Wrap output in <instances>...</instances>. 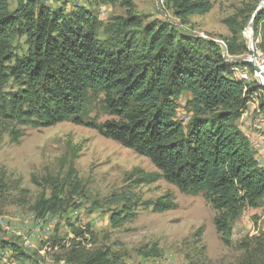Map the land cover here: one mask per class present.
Here are the masks:
<instances>
[{
	"label": "trees",
	"instance_id": "trees-1",
	"mask_svg": "<svg viewBox=\"0 0 264 264\" xmlns=\"http://www.w3.org/2000/svg\"><path fill=\"white\" fill-rule=\"evenodd\" d=\"M94 1H122L130 11L107 26L105 39L99 37L103 23L84 5L67 11L66 3L16 0L12 7V0H0V120L31 128L71 121L149 158L157 171L135 169L134 187L164 179L184 194L202 195L230 245L244 210L264 204V166L239 124L264 87L239 75L248 64L227 59L215 39L179 28L194 15L210 13L216 0H165L179 24L145 22L133 12L134 0ZM257 6L252 26L264 53V5ZM224 22L237 41L235 20ZM21 39L26 47L16 42ZM224 40L228 55L248 51L247 43L238 51ZM185 93L191 95L185 101L187 123L178 118ZM259 107L264 113V97ZM100 115L109 118L101 121ZM259 133L257 138L264 137ZM11 135L19 142L23 132L12 129ZM139 206L165 212L176 202L170 194L145 201L125 196L112 211V225L135 217ZM59 207L58 201L43 200L35 211L42 216ZM89 232L75 229L77 237ZM65 239L52 246L65 247ZM109 255L107 248L88 254L72 247L65 264H115Z\"/></svg>",
	"mask_w": 264,
	"mask_h": 264
},
{
	"label": "rangeland",
	"instance_id": "rangeland-1",
	"mask_svg": "<svg viewBox=\"0 0 264 264\" xmlns=\"http://www.w3.org/2000/svg\"><path fill=\"white\" fill-rule=\"evenodd\" d=\"M45 2L53 7L66 3L67 11L74 5L95 11L103 23L100 39L108 37L107 26L117 17L130 12L122 1ZM12 3L15 7L16 0ZM134 3L133 12L145 22L163 20L179 24L165 0H134ZM263 5L264 0H216L210 13L194 15L179 28L215 39L224 49L227 41L224 39L238 51L247 43L246 53L224 52L227 59H245L253 54L247 27L251 26V41L256 44L259 39L254 35L253 12L256 6ZM228 17L235 20L237 41L232 40L233 34L224 22ZM16 42L26 47L24 39ZM256 62L264 66L263 59L258 57ZM242 69L239 73L247 81L258 82L251 65ZM259 93L249 103L245 120H239L244 134L249 133L246 136L251 145L255 134L264 135V130L256 128V121L264 122V113L259 110L264 93ZM190 96L185 93L178 101V118L184 123L191 117L185 107ZM107 118L100 115L101 121ZM12 129L23 132L19 142L13 141ZM261 139L264 147V137ZM255 151L256 157L261 159L263 152L264 158V148ZM258 162L264 166V160ZM137 168L157 171L149 158L94 129L71 121L31 128L15 127L0 120V264H65L72 247L88 254L107 248L110 261L115 264H264V204L244 210L235 222L232 242L227 245L213 222L216 211L202 195L184 194L164 179L134 187ZM166 194L176 202L175 209L155 212L139 206L135 217L124 220L118 227L112 225V211L122 207L123 197L145 201ZM43 200L58 201L60 207L41 216L35 206ZM77 228H89L90 232L77 237ZM200 228L203 231L198 235ZM55 239H65L66 246H52Z\"/></svg>",
	"mask_w": 264,
	"mask_h": 264
},
{
	"label": "bare ground",
	"instance_id": "bare-ground-1",
	"mask_svg": "<svg viewBox=\"0 0 264 264\" xmlns=\"http://www.w3.org/2000/svg\"><path fill=\"white\" fill-rule=\"evenodd\" d=\"M255 41V40H254ZM254 46H255V48H256V51H258V53H259V55L261 56V58H263L264 59V53L261 51V50H259L258 48H257V46H256V44H254ZM250 49H251V47H250ZM225 50L226 49H224V51H223V55H225L224 54V52H225ZM255 64H256V62H254ZM257 65V64H256ZM258 66V65H257ZM255 72H256V79L258 80V82H260V84H264V68H263V70H262V73H258V71H256V70H254ZM262 82V83H261ZM264 86V85H263ZM257 122V125H256V127H258V128H260V129H263L264 127V123H259L258 121H256ZM258 139H261V138H258ZM252 147L253 148H255V149H258V150H262L263 149V147H262V144H259V141H257L255 138L253 139V143H252ZM258 153V152H257ZM259 155V154H258ZM257 158V160L258 161H261V159L260 158H258V156L256 157Z\"/></svg>",
	"mask_w": 264,
	"mask_h": 264
},
{
	"label": "built area",
	"instance_id": "built-area-1",
	"mask_svg": "<svg viewBox=\"0 0 264 264\" xmlns=\"http://www.w3.org/2000/svg\"><path fill=\"white\" fill-rule=\"evenodd\" d=\"M247 28H248V32H249V42L251 43V51L253 52V54L250 55L248 58H245V59L248 60V61H250V62H256V59H257L258 57L261 58V56L259 55L258 51H256V48H255V46H254V41H251V26H250V27H247ZM261 59H263V58H261ZM263 61H264V59H263ZM256 64H257V62H256ZM257 65H258V67H259L261 70H263L264 66H261V65H259V64H257ZM258 73H262V72L258 71ZM255 139H256L257 141H259V144H262V139H258V138L256 137V134H255Z\"/></svg>",
	"mask_w": 264,
	"mask_h": 264
},
{
	"label": "water",
	"instance_id": "water-1",
	"mask_svg": "<svg viewBox=\"0 0 264 264\" xmlns=\"http://www.w3.org/2000/svg\"><path fill=\"white\" fill-rule=\"evenodd\" d=\"M240 61L245 65V64H250L251 66H252V68L254 69V70H256V71H260V72H262V70L254 63V62H250V61H248V60H246V59H240Z\"/></svg>",
	"mask_w": 264,
	"mask_h": 264
},
{
	"label": "crops",
	"instance_id": "crops-1",
	"mask_svg": "<svg viewBox=\"0 0 264 264\" xmlns=\"http://www.w3.org/2000/svg\"><path fill=\"white\" fill-rule=\"evenodd\" d=\"M239 75H241V74L239 73ZM243 75H244V74H243ZM247 112H248V111H247ZM245 115H247V113H246ZM245 115L242 116V120H241L242 122L245 120ZM244 133H245V132H244ZM246 135L249 136V133H246ZM262 154H263V152H262ZM262 154H261V162L264 160Z\"/></svg>",
	"mask_w": 264,
	"mask_h": 264
}]
</instances>
